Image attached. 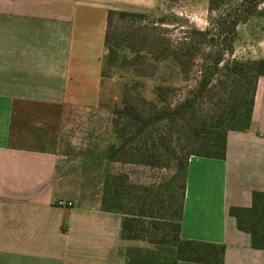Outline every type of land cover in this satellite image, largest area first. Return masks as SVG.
Instances as JSON below:
<instances>
[{
  "label": "crops",
  "instance_id": "crops-1",
  "mask_svg": "<svg viewBox=\"0 0 264 264\" xmlns=\"http://www.w3.org/2000/svg\"><path fill=\"white\" fill-rule=\"evenodd\" d=\"M155 5L0 0V264H115L125 244L120 216L83 203L74 183L57 176L56 151L36 144L28 128L37 110L74 104L70 90L98 84L109 10ZM21 111L29 114L24 124L15 118ZM253 189L264 191V76L251 125L228 132L225 159L188 161L181 237L224 243V264H264V251L250 248L228 214L230 205L248 206Z\"/></svg>",
  "mask_w": 264,
  "mask_h": 264
},
{
  "label": "trees",
  "instance_id": "trees-1",
  "mask_svg": "<svg viewBox=\"0 0 264 264\" xmlns=\"http://www.w3.org/2000/svg\"><path fill=\"white\" fill-rule=\"evenodd\" d=\"M207 2L209 12H216L210 25L188 28L173 39L163 33L167 32L164 18L152 20L151 28L140 24L136 29L133 23L143 21V13L108 11L105 65L114 62L118 54L114 40L118 37L112 30L116 14L133 21L129 32L125 30L131 37L127 47L135 53L132 60L143 59L147 51L156 61H172L184 84L173 102L169 100L173 89L162 86L153 89L146 108L128 100L125 91L112 109L116 143L105 149L107 161L173 170L168 181L154 191L131 180L127 173L103 171L100 209L121 216L120 238L158 246L126 248L127 264H224V243L181 237L188 160L191 156L224 160L228 132L246 131L251 125L257 83L264 76V58L241 60L231 54L237 25L252 15L264 17L259 8L264 0ZM141 29L153 35L137 37ZM137 42L139 49H135ZM228 214L236 229L249 235L250 248L264 251V191L251 190L250 204L230 205Z\"/></svg>",
  "mask_w": 264,
  "mask_h": 264
},
{
  "label": "rangeland",
  "instance_id": "rangeland-1",
  "mask_svg": "<svg viewBox=\"0 0 264 264\" xmlns=\"http://www.w3.org/2000/svg\"><path fill=\"white\" fill-rule=\"evenodd\" d=\"M155 1L154 7L141 11L145 15L143 21L139 19L133 23V21L120 19L116 14L113 15L112 30L115 38L118 37L114 39L118 43L116 47L118 54L109 66L104 62L105 53L102 56L99 76L94 77L98 84L90 88L70 90V94L78 97L76 103L50 106L51 108H47L49 111L46 110V112L42 109L37 110L36 117L31 119L35 123L28 129L33 131L32 135L36 144L44 141L45 146L56 151L59 161L57 176L69 183H74L73 187L81 199H84L83 203L86 205L94 206L98 203L100 206L101 180L105 169L115 174L127 173L131 180L140 182L152 191L161 185V182L168 181L173 172L172 169L163 167L151 169L136 163L108 162L104 155L107 146L116 143L112 128V109L119 104L125 91L128 100L146 108L149 106L148 101L153 98L154 88L171 87L173 95L169 97V100L173 102L184 85L172 61H156L153 59V53L146 51L143 59L140 58L134 62L132 58L135 53H131L132 49L127 47L131 41H129L130 33L127 34L125 30L129 32L128 29L132 23L136 29L140 24L141 26L146 24L151 28L152 20L164 18L166 24L163 26L167 32L163 33L173 39L188 28L208 27L216 13L209 12L207 9L208 0ZM259 8L264 12V3L260 4ZM146 33L150 37L153 35L150 30L141 29L136 32V36L140 37ZM123 38L126 40H121ZM138 44V42L135 44V49L140 48L141 45ZM231 57L241 60L264 58L263 16L252 15L246 22L237 25ZM27 115L29 114L21 111L15 118L19 124H24ZM43 128H45L44 131ZM40 131L47 133L43 135L39 133ZM230 200L229 197L228 201ZM121 247L115 264H127L124 254L126 248L156 249L158 246L146 241L125 240V244Z\"/></svg>",
  "mask_w": 264,
  "mask_h": 264
},
{
  "label": "built area",
  "instance_id": "built-area-1",
  "mask_svg": "<svg viewBox=\"0 0 264 264\" xmlns=\"http://www.w3.org/2000/svg\"><path fill=\"white\" fill-rule=\"evenodd\" d=\"M68 205H70V202H67ZM58 205H64V202L58 201Z\"/></svg>",
  "mask_w": 264,
  "mask_h": 264
}]
</instances>
